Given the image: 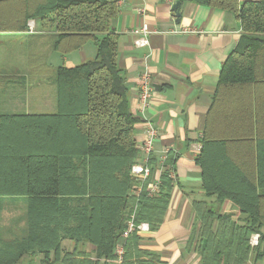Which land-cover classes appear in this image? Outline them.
I'll return each instance as SVG.
<instances>
[{"label":"trees","instance_id":"trees-1","mask_svg":"<svg viewBox=\"0 0 264 264\" xmlns=\"http://www.w3.org/2000/svg\"><path fill=\"white\" fill-rule=\"evenodd\" d=\"M118 1L0 0L15 20L4 29L32 30L35 21L53 31V51L68 53L88 40L96 46L93 58L52 69L56 112L0 113V264H166L140 247L136 230L121 237L131 218L159 228L174 178L161 171L159 192L148 195L156 165L150 154L149 178L138 197L130 192L139 184L130 168L139 158L133 133L140 119L130 110L110 32ZM177 1L229 12L241 29L221 65L195 158L205 198L192 201L198 227L188 242L201 264H264V0ZM224 200L243 218L221 212ZM11 207L4 228L2 212ZM64 240L73 241L70 251Z\"/></svg>","mask_w":264,"mask_h":264},{"label":"crops","instance_id":"crops-1","mask_svg":"<svg viewBox=\"0 0 264 264\" xmlns=\"http://www.w3.org/2000/svg\"><path fill=\"white\" fill-rule=\"evenodd\" d=\"M176 1L119 0L110 32L117 38L116 59L130 110L140 119L134 125V138H141L142 122L150 121L159 132L151 152L155 170L174 173L164 220L157 230L140 235V247L159 252L166 264H201L194 244L188 242L192 227H198L192 201L205 198L195 158L221 65L236 46L241 29L229 12L190 1L173 9ZM6 7L0 5V113L56 112L52 69L93 58L96 46L88 40L93 48L86 42L73 53L53 51L49 45L53 31L40 29L35 21L32 30L2 28L15 25L7 18ZM142 25L150 30L148 43L137 46L131 30ZM144 72L151 87L145 102L139 98ZM46 87L52 92L49 97ZM167 153L174 159L172 164L164 161ZM220 211L231 213L233 220L243 218L228 200L221 203ZM21 223L23 228L24 213ZM62 245L70 251L73 241L64 240ZM85 249L94 248L87 243Z\"/></svg>","mask_w":264,"mask_h":264},{"label":"built area","instance_id":"built-area-1","mask_svg":"<svg viewBox=\"0 0 264 264\" xmlns=\"http://www.w3.org/2000/svg\"><path fill=\"white\" fill-rule=\"evenodd\" d=\"M131 32L137 36L134 40L135 45L137 46H145L148 43L147 36L150 32L149 28L146 25H142L140 27L134 28ZM141 86L139 92V98L142 101H146L150 95L151 87L149 85V74L144 72L141 77ZM142 136L139 140H136V147L139 150V153L142 154L140 159L138 158L136 162L131 165L130 168V176L137 180L139 184L132 186L130 192L134 196H139L142 191V182L147 180L151 174V169L148 164L149 155L152 152L154 141L157 139L159 132L155 128V126L150 121L142 122ZM160 173L161 170L157 169L154 170L152 173V177L147 180L145 191L148 195H155L159 192V185H160ZM170 175L173 176L171 172ZM136 230L137 234L141 235L142 233L149 231V225L147 222H140L139 224L135 225L132 218L127 222V227L122 232V239H125L128 234ZM258 239V234H254L251 237V243L256 244ZM115 251L117 254V260L120 261L123 247L122 241L118 242L115 247Z\"/></svg>","mask_w":264,"mask_h":264},{"label":"rangeland","instance_id":"rangeland-1","mask_svg":"<svg viewBox=\"0 0 264 264\" xmlns=\"http://www.w3.org/2000/svg\"><path fill=\"white\" fill-rule=\"evenodd\" d=\"M87 46H89L90 48L92 47L93 48V45H92V43L89 41V42H87ZM89 51V50H88ZM68 53H73V51H71V52H68ZM91 57H94V54H93V56H91ZM51 90H52V87H51ZM46 94H47V97H49V94H52V92H50L49 90H48V88L46 87ZM173 173V172H172ZM172 176V175H171ZM173 178H174V173H173ZM14 209L11 207V208H5L4 209V211L2 212V225H3V227L4 228H7V226H6V223L8 222L9 223V221H10V217L14 214ZM11 222V221H10ZM12 230L14 231V232H16L17 230H18V227H16V226H13V228H12ZM118 261V260H117Z\"/></svg>","mask_w":264,"mask_h":264},{"label":"water","instance_id":"water-1","mask_svg":"<svg viewBox=\"0 0 264 264\" xmlns=\"http://www.w3.org/2000/svg\"><path fill=\"white\" fill-rule=\"evenodd\" d=\"M178 5H179V1H176V2L173 4V9H176V8L178 7ZM175 15H176V17H179L180 13L177 11V12L175 13Z\"/></svg>","mask_w":264,"mask_h":264}]
</instances>
